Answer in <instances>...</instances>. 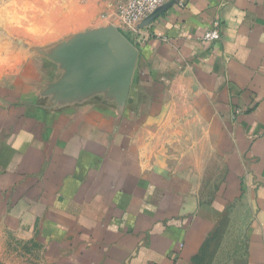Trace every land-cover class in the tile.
Wrapping results in <instances>:
<instances>
[{
    "label": "crops",
    "instance_id": "obj_1",
    "mask_svg": "<svg viewBox=\"0 0 264 264\" xmlns=\"http://www.w3.org/2000/svg\"><path fill=\"white\" fill-rule=\"evenodd\" d=\"M91 1L72 69L0 99V191L76 264H189L223 223L264 264V0H167L140 48ZM114 32L133 52L86 61Z\"/></svg>",
    "mask_w": 264,
    "mask_h": 264
},
{
    "label": "rangeland",
    "instance_id": "obj_2",
    "mask_svg": "<svg viewBox=\"0 0 264 264\" xmlns=\"http://www.w3.org/2000/svg\"><path fill=\"white\" fill-rule=\"evenodd\" d=\"M97 11L102 10L91 0H0V99L14 101L21 81L58 65L53 59L71 70L74 47L87 41L89 17L96 23ZM17 195L0 191V264H76L73 257L58 254L59 245L44 239L35 219L12 203ZM241 231L240 225L223 223L189 264L238 262Z\"/></svg>",
    "mask_w": 264,
    "mask_h": 264
},
{
    "label": "built area",
    "instance_id": "obj_3",
    "mask_svg": "<svg viewBox=\"0 0 264 264\" xmlns=\"http://www.w3.org/2000/svg\"><path fill=\"white\" fill-rule=\"evenodd\" d=\"M167 0H120L116 13L113 15L120 29L127 38L136 46L142 47L148 41L139 25L156 9L163 6ZM182 5V4H181ZM218 25H214L211 30L206 31L201 40L214 43L220 40Z\"/></svg>",
    "mask_w": 264,
    "mask_h": 264
},
{
    "label": "water",
    "instance_id": "obj_4",
    "mask_svg": "<svg viewBox=\"0 0 264 264\" xmlns=\"http://www.w3.org/2000/svg\"><path fill=\"white\" fill-rule=\"evenodd\" d=\"M166 5L167 4H164L163 6L156 9L139 25V27L142 28L146 26L147 23L154 17V15H156L160 10L164 9ZM94 41L95 42L92 43L91 46H89L85 59L86 61H92V60L100 61V58H102L103 59L102 63L104 67H107L114 62L115 55H120L124 52L130 54V52H133L131 46L127 44L126 40L118 32L109 34L107 39L105 40H94ZM84 43H87V41H85ZM74 48L78 49L77 46Z\"/></svg>",
    "mask_w": 264,
    "mask_h": 264
}]
</instances>
